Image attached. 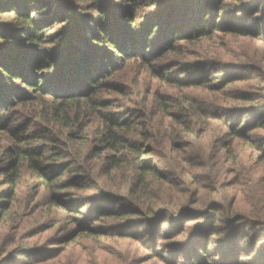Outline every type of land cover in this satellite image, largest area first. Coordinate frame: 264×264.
<instances>
[{"label":"trees","instance_id":"1","mask_svg":"<svg viewBox=\"0 0 264 264\" xmlns=\"http://www.w3.org/2000/svg\"><path fill=\"white\" fill-rule=\"evenodd\" d=\"M61 1L0 0V264H264V0ZM135 65L215 98L255 83L176 108ZM195 115L219 150L187 166Z\"/></svg>","mask_w":264,"mask_h":264},{"label":"rangeland","instance_id":"2","mask_svg":"<svg viewBox=\"0 0 264 264\" xmlns=\"http://www.w3.org/2000/svg\"><path fill=\"white\" fill-rule=\"evenodd\" d=\"M61 3L68 5L71 4V6H73L74 8H76L79 11V14H91L93 13V11L89 10V5H86V0H62ZM241 42V41H238ZM235 46H239L240 47V51H245V48H241L242 47V43L239 44H234ZM251 50H257L260 54V57L258 59L257 65L258 67L263 66V64L261 63V59L262 56H264V44H260V46H257L255 48H251ZM237 62H239L238 59L234 60L233 64H236ZM232 65V64H231ZM135 70L138 71V73L136 74L135 79L137 81L142 82L143 84L146 85L145 90H147L149 87L151 89V93H153L154 91H158V92H168L169 94H172L174 96L173 101H172V105H174L176 108L178 106H183L186 107V105L188 104L187 102H185L184 100V96L187 94L189 95H194L198 100H199V104L200 106H204L202 104L207 103V101L211 102V104L213 103L214 105H218V104H226L225 100L227 99L229 102L232 103V93L234 90L237 89H243V88H253L254 87V79L248 82H244V83H236L231 87L234 88L232 91H227L225 94H221L219 96L216 95L215 97H212V93H210L209 91L205 90V89H196L194 91H192L190 88L186 89L184 91L178 90V89H174V88H170L166 85H163L162 82H159L158 80L152 79L150 78V76L148 74H146L144 71H142L141 67H138L137 65L134 66ZM233 68V67H232ZM236 69V68H235ZM241 72V71H239ZM239 72H237V74H239ZM247 73L249 74V76H253V77H257L258 73L255 70H248ZM230 89V90H231ZM218 100L217 101H215ZM175 107H171L172 111H175ZM207 108V107H206ZM157 110V108H153V110H146V118L147 119H152L153 123L155 124V126H160V123L162 119L165 118L166 114H160L158 116L154 117V112ZM170 110V112H171ZM183 112H188L186 109H183ZM191 112V110L189 111V113ZM235 120L233 121L234 124H238L240 118L242 117V115H237V113L235 115ZM238 116V117H237ZM196 117V118H195ZM195 117H191V126L193 128L196 129L195 135L197 136L194 139H188L185 141L186 143V152L183 155V157L181 159L176 158L175 162L177 161H182L181 163L185 164L187 166H189V160L192 158L198 157L200 158V161L203 160H207V156L206 154H209L210 156H213L212 154L215 153V151L217 152L219 150V144L215 143V139L217 135H220V131L218 129L217 126L212 125L213 120L209 118L208 122L210 123V126H206V125H201L200 123L202 122L201 119L198 118L197 115H195ZM259 117V116H258ZM249 117H244L243 120H248ZM254 119H258L257 117H254ZM212 127V128H211ZM205 129H207L208 131H204ZM259 133L264 134V129H260ZM235 154L239 156V158H241L243 161H248V160H254L256 159L253 151L250 149V147L245 144V143H239L236 146V150H235ZM235 157V155H233ZM151 160L153 162H155L156 165L160 166L161 168H165L166 164H165V160L167 159H161L159 157H153L151 158ZM212 162V160H211ZM191 171V175H189V182H201V184L205 187H210V176L212 175L211 170L206 168V169H200L197 168L195 166H192L190 168ZM258 174L264 176V164L259 165L258 167ZM177 178H181L180 175H176ZM203 178V179H202ZM193 186V185H191ZM238 187H236L235 192L239 195V196H244L243 193L237 191ZM233 190V191H234ZM33 259H27L25 262H31ZM16 261H20L19 259H17ZM14 261V262H16ZM10 264V263H9Z\"/></svg>","mask_w":264,"mask_h":264}]
</instances>
